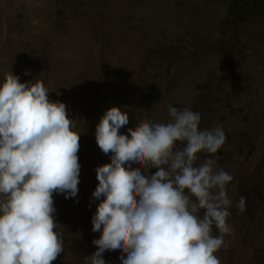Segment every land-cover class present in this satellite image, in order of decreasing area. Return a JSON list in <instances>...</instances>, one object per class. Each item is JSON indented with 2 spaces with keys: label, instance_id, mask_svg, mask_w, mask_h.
<instances>
[{
  "label": "rangeland",
  "instance_id": "rangeland-1",
  "mask_svg": "<svg viewBox=\"0 0 264 264\" xmlns=\"http://www.w3.org/2000/svg\"><path fill=\"white\" fill-rule=\"evenodd\" d=\"M235 9L242 24L229 17L227 27L238 39L219 47L220 20ZM179 32L197 47L187 67L169 44ZM9 73L42 81L81 134L78 194H54L64 252L52 264H83L96 251V169L112 155L95 139L102 116L113 106L127 112L120 133L130 136L141 122L170 120L169 105L199 112L201 130L219 125L226 134L214 156L196 162L213 158L234 177L227 186L234 231L215 255L221 264H264V0H0V83ZM120 254L104 259L121 264Z\"/></svg>",
  "mask_w": 264,
  "mask_h": 264
},
{
  "label": "clouds",
  "instance_id": "clouds-1",
  "mask_svg": "<svg viewBox=\"0 0 264 264\" xmlns=\"http://www.w3.org/2000/svg\"><path fill=\"white\" fill-rule=\"evenodd\" d=\"M231 11L220 20L219 47L238 39L227 27ZM169 44L176 64L187 67L184 58L197 52L193 41L179 32ZM168 115L167 122L129 128V136L120 133L127 112L113 106L96 126L97 145L112 155L96 169L92 231L101 235L83 264H107L104 254L117 250L121 264H221L215 253L234 231L227 191L234 177L213 158L196 162L214 156L226 134L219 125L201 130V114L188 107L169 105ZM76 129L66 104L50 100L42 81L22 83L9 73L0 83V264H52L64 252L54 194H78ZM236 207L246 211V197Z\"/></svg>",
  "mask_w": 264,
  "mask_h": 264
},
{
  "label": "trees",
  "instance_id": "trees-1",
  "mask_svg": "<svg viewBox=\"0 0 264 264\" xmlns=\"http://www.w3.org/2000/svg\"><path fill=\"white\" fill-rule=\"evenodd\" d=\"M241 13L242 11L240 9H235L232 10L230 13V20L233 23L234 21L240 20L241 19ZM230 31V29H229Z\"/></svg>",
  "mask_w": 264,
  "mask_h": 264
}]
</instances>
